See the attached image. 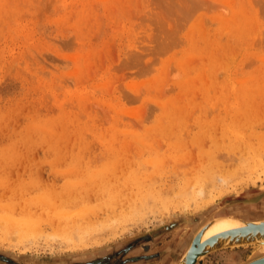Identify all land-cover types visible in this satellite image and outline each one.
Listing matches in <instances>:
<instances>
[{
    "label": "rangeland",
    "instance_id": "374dc122",
    "mask_svg": "<svg viewBox=\"0 0 264 264\" xmlns=\"http://www.w3.org/2000/svg\"><path fill=\"white\" fill-rule=\"evenodd\" d=\"M0 206V264H175L264 212V0H0Z\"/></svg>",
    "mask_w": 264,
    "mask_h": 264
},
{
    "label": "bare ground",
    "instance_id": "6f19581e",
    "mask_svg": "<svg viewBox=\"0 0 264 264\" xmlns=\"http://www.w3.org/2000/svg\"><path fill=\"white\" fill-rule=\"evenodd\" d=\"M114 188L116 189V187H114ZM109 190L110 189H107L106 191L109 192ZM110 192H112V191L110 190ZM110 192H109L108 195L111 194ZM208 192H210V191H208ZM198 193L205 194V197L204 198H206L209 195L208 194L206 196L205 191L204 190H201V189L198 190ZM106 195H107V193H106ZM118 195H119V193H118ZM113 196H111L110 198H112ZM102 197H103V195L101 196V198ZM105 197L107 198V196L104 195V198ZM118 198L120 199L119 196H118ZM102 200L105 201V199H101L100 201H102ZM109 204H111V203H109ZM128 204L130 205V203H128ZM114 206H115V204H114ZM219 206H221V205H219ZM243 207L245 209H247V210L248 209L250 210L251 208H257V206L250 205L248 203L246 204V206L244 205ZM2 209H4V208H2ZM216 209H217V207H216ZM110 210H112V209H110ZM218 211H220V209ZM259 212H261V211H259ZM259 212L258 213H255L254 215H252L250 217H246V216H241V217L231 216V215L226 214L223 210L220 211L219 213L217 211H215L213 213H210V215L208 214L205 223L204 224L202 223V225H201L202 227L197 232V234H201L200 241H205V240H207L209 238L214 239L213 244L207 245V247H205V252L206 251H210V250H212V251L213 250H215V251L216 250H222V249H225V248H232V247L251 246V247L254 248L253 253H254V255H255L254 257L256 259L264 258V212H262L261 214ZM90 213H91V211H90ZM0 216L2 217V218H0V220H3V221H5V219L7 220L8 218H10L9 215L7 216L6 214H4L5 217L7 216V218H5L2 213L0 214ZM81 216H83V215L81 214ZM12 217H11V219H12ZM11 219L8 220L9 223H7V224L10 225L11 223H13V222H11ZM33 220H34L33 223H35V224H33L30 220H28L27 223H25V222L24 223L23 222L22 223L19 222V224H17L18 221H15L14 219H12V221H15L16 222V224H14V225H16L18 227V228L16 227L17 229H19L22 232L23 229H20V228L25 227L26 229L25 228L24 229L26 230V232L29 230L30 233L29 232L28 233L31 234V235L33 233L32 229L35 228L34 227L35 225L37 226L36 223L38 222V220H36V219H33ZM70 220H71V217H70ZM72 220L71 221L74 223V219H72ZM29 221H30V223H29ZM31 223L34 226H32ZM78 223L79 222H77L76 224H78ZM20 225H23V227H20ZM73 225H69V226L72 228ZM67 226L63 229V231H65V233L68 232L69 234H71V232H69V230H67V229H70V227L68 226L69 227L68 228ZM174 226H175V224L170 223L167 226V229L173 228ZM77 227H78V225H77ZM79 227H78V229H79ZM74 228L76 229V227H74ZM86 229L83 230V231H86ZM242 229H246V230L241 231ZM70 230L73 231L74 229L73 230L70 229ZM20 231L18 233L19 235H20ZM34 231H35V229H34ZM22 233H21V235H22ZM68 233H67V236H68ZM241 234H245V235L242 236ZM24 235H26V233L25 234L23 233V236ZM72 235H73V233H72ZM72 235L70 237H72ZM75 235H77V234H75ZM195 235H196V233H195ZM23 236H21V237H23ZM26 236H28V234ZM186 251H187V249L185 250V254H186ZM183 263H184V261H181V262H178L177 261L175 264H183Z\"/></svg>",
    "mask_w": 264,
    "mask_h": 264
},
{
    "label": "water",
    "instance_id": "95a60500",
    "mask_svg": "<svg viewBox=\"0 0 264 264\" xmlns=\"http://www.w3.org/2000/svg\"><path fill=\"white\" fill-rule=\"evenodd\" d=\"M215 211H216V209L214 211H212L211 213H213ZM200 224L197 227V229L192 233L191 239H190L189 244H188L189 246L187 245L185 248V250L187 249L186 254H185V250H184V252L181 255V258L179 259L178 262L184 261L183 264H201L202 258L204 256L208 255L209 253L215 252V250H213V251L210 250V251L205 252V247H207V245L213 244L214 239L209 238L205 241H200L201 234H197V232L202 227V226H200ZM244 230H246V229H242L241 231H244ZM195 233H196V235H195ZM241 235L243 236L245 234H241ZM254 256H255L254 253H252L247 260L241 262L240 264H264V258L256 259Z\"/></svg>",
    "mask_w": 264,
    "mask_h": 264
},
{
    "label": "flooded vegetation",
    "instance_id": "af4514ba",
    "mask_svg": "<svg viewBox=\"0 0 264 264\" xmlns=\"http://www.w3.org/2000/svg\"><path fill=\"white\" fill-rule=\"evenodd\" d=\"M131 261H134V262H140L139 260H141V257L139 258H137V257H135V258H133V259H130ZM101 262H97V264H100Z\"/></svg>",
    "mask_w": 264,
    "mask_h": 264
}]
</instances>
